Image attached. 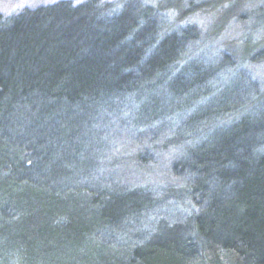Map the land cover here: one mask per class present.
Segmentation results:
<instances>
[{"label": "trees", "instance_id": "16d2710c", "mask_svg": "<svg viewBox=\"0 0 264 264\" xmlns=\"http://www.w3.org/2000/svg\"><path fill=\"white\" fill-rule=\"evenodd\" d=\"M202 36L139 0L0 13V264H264V108L249 114L245 99L262 92L244 68L251 55L222 50L210 70L194 60ZM225 67L247 85L215 81ZM169 83L193 92L189 122L208 130L170 167L186 215L132 234L160 193L99 188L87 151L131 107L146 116L140 127L169 118ZM153 145L169 140H152L139 164Z\"/></svg>", "mask_w": 264, "mask_h": 264}, {"label": "rangeland", "instance_id": "374dc122", "mask_svg": "<svg viewBox=\"0 0 264 264\" xmlns=\"http://www.w3.org/2000/svg\"><path fill=\"white\" fill-rule=\"evenodd\" d=\"M53 1L56 0H0V13L10 15L25 6ZM106 1L119 5L123 0ZM139 1L160 7L163 18L169 24H173L175 19L176 25L185 26L192 23L199 27L203 33L201 38L203 45L199 42L193 44L195 51L193 58L205 64L207 70H210V64L216 63L217 54L222 50H230L239 58L251 55L252 62L242 67L246 68V73L259 84L262 93L255 94L256 91L249 88L245 94V99L250 100L246 111L254 114L264 108V0ZM191 1L204 3L203 11L187 14ZM242 67L241 69H244ZM225 68L218 73L215 81L222 83L223 87L240 84L239 82L247 85L246 81H242L238 70L231 72ZM194 73L187 71V78ZM213 84L216 86V82ZM185 87L183 84L179 88L171 89L169 83V101H164L167 102L164 105H169V118H162L149 126L140 127L135 123L142 121L140 119L146 116L140 111V107L137 106L136 109L131 107L110 118L107 123L103 122L104 124L96 131L95 143L92 139L94 148L87 151L90 154L87 170L91 173V178L87 180L96 183L99 188L115 194L126 190L132 191V188L136 189L134 187L149 189L154 195L160 193V202L151 210H147L152 211L151 213L148 212L141 220L134 218L135 220L130 222L134 226L132 234L153 228L157 217L167 219L170 225L174 221L182 220L186 215V200L178 198L183 183L170 175V167L174 160L200 142L208 129L189 122L194 107L190 109L187 105L192 100L193 92L185 90ZM221 93H224L222 89L217 91L216 95L220 98ZM155 94H158L157 91ZM148 103L145 101L144 105H151ZM98 138L100 144H97ZM154 139L161 143L169 140V147L163 149L153 145L155 147L150 150L151 156L146 160L148 163L139 164L138 160L145 157L147 154L145 149L149 150Z\"/></svg>", "mask_w": 264, "mask_h": 264}]
</instances>
